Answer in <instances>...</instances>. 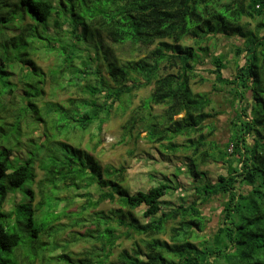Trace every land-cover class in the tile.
I'll use <instances>...</instances> for the list:
<instances>
[{
    "label": "trees",
    "instance_id": "16d2710c",
    "mask_svg": "<svg viewBox=\"0 0 264 264\" xmlns=\"http://www.w3.org/2000/svg\"><path fill=\"white\" fill-rule=\"evenodd\" d=\"M186 38L194 45L184 46ZM104 39L125 60L105 49ZM233 39L231 59L214 54L204 66L202 55ZM52 58L50 66L41 64ZM164 63L177 74L163 73ZM196 78L213 82V92H194ZM149 87L152 93L133 111L124 139L140 129L153 145L169 143L171 153L200 155L191 204L165 210L164 198L176 189L168 183L131 194L125 169L102 168L81 144L114 114L125 115L134 93ZM59 91L71 96L55 99ZM220 95L233 112L224 148L211 135ZM153 106L163 112L152 114ZM180 137L187 144H177ZM208 160L225 167L216 183L200 181ZM24 188L28 199L16 211L38 241L61 218L46 204L48 197L58 198V189L73 193L68 212L84 198L78 211L64 215L71 224L59 225L50 244L40 241L62 248L54 258L63 264H264V0H0V209ZM214 200L222 210L208 231L212 220L201 207ZM105 202L120 210L91 211ZM15 214L0 211V264H53L47 251L22 252ZM125 237L139 240L115 256ZM61 239L66 246L58 244ZM77 241L92 247L68 253Z\"/></svg>",
    "mask_w": 264,
    "mask_h": 264
},
{
    "label": "rangeland",
    "instance_id": "374dc122",
    "mask_svg": "<svg viewBox=\"0 0 264 264\" xmlns=\"http://www.w3.org/2000/svg\"><path fill=\"white\" fill-rule=\"evenodd\" d=\"M102 42L104 48L108 49L110 53L114 52L113 56H115L118 60H125L121 55V50L119 48H114L109 40L104 39ZM236 42V39H233V41L221 40V43H219L218 46H212L210 49V54L202 55L204 66L207 65L206 61H212V57L214 54L227 55L228 59H231V52ZM183 45L193 46L194 42L191 38H186L183 42ZM53 61L54 58H52L51 60L48 59L47 62H45L44 60L41 62V64L46 67L50 66ZM162 66L163 73L177 74V69L169 68L167 63H164ZM100 68L102 71H104V64ZM198 69H202V67H198ZM203 75H205V73ZM105 76H107L106 73ZM205 77L208 78L210 77V75L206 74ZM152 90L153 87H149L136 91L134 93L135 97L133 98L132 106L125 115H123L122 112L114 114L111 121L105 124L101 130L93 128L91 132L87 133L84 136L81 144L87 152L94 155L102 168H105L106 166H112L117 169H125V186L129 189L131 194H134L138 191H147L152 187L160 185V183H168L171 187L176 188L164 198V201L168 204L167 206H165V210H167L170 208L178 207L181 204H191L196 199L194 193V185L196 184L197 178L195 181L193 173L197 172L196 169L201 156L199 155L198 157L193 158L192 151L186 152L185 150L179 151L178 153H171L169 150H167L169 143L165 142L161 145H153L146 140V133L140 129L138 131H135V137L133 139H124V127L126 123L132 117L133 111L142 107L140 106V104L151 95ZM193 90L196 93H212L213 82L201 84V82H199V78H196L193 84ZM73 92L75 91H72V93ZM70 96V92L68 93L66 91H59L58 97H56L55 99L64 101ZM224 100L225 97L223 95L215 97V111L220 112V115L216 119L212 120L214 121L213 124L215 125V133L211 134V126V128L208 127L204 131L205 136H208L209 134L213 135V138L216 139L220 148H224L227 141L229 140V137L231 136L229 120L232 119L231 115L233 113L230 106H224ZM162 112L163 108L153 106L152 114L160 115ZM138 134L140 137L138 140H136ZM193 139L197 140V138ZM211 139L212 138L209 136V140ZM74 142L78 143L79 140L75 138ZM175 142L179 145L187 144L185 138L181 137L178 138ZM204 150L209 151L208 148L201 149V151ZM191 160L193 161V164H191ZM179 169L182 170L183 174H178ZM200 171L202 172L200 181L202 183L204 182V184L216 183L219 175H224L226 172L225 167L221 163H210L209 160L208 163L202 164V166L200 167ZM40 175H42V173H40ZM40 179L41 176L37 179V181H39ZM35 187L34 188L36 191L37 199L34 202L33 206L37 207L39 204L38 201L40 194L38 184ZM60 191L61 190L58 189L56 192V196L58 198L48 197L46 201L47 205L50 204V207L55 209L56 212L60 213L59 215H61V218L57 223H55L54 225L52 224L51 227H48V231L46 233L39 235L40 241L44 244H50V242L54 240L52 238V234L58 231L59 225L71 224V220H69L67 217H64V215L71 211H78L80 207L85 203L84 198L75 199L74 204L69 206L70 208L68 212V202L71 200L70 198L74 197L73 193L65 192L64 194L62 193V195L59 194ZM91 191L94 194V199L97 200L98 196L95 190L93 189ZM60 195H62V197L64 198H62ZM27 199L28 195L26 194V190L24 188L10 195L5 208L4 205L3 207H1V209L5 212L14 210V212L16 213L15 215H13L14 224L16 225L18 224V222L21 223V225L17 226V229H13V231L17 232L21 236L20 249H22V252H24L26 255L28 254L29 256H34V254H42L47 251L46 254L48 255V257L53 258L49 261H51V263L53 264H60L61 260L54 257H57L63 253L62 248H59L57 245H55L54 247H46L45 245H42L40 241L36 240V238L33 237L31 228L28 227L27 223L19 220V213H17L16 207L24 205L25 203L23 202H25V200ZM201 208H203L208 218L212 220L210 223L208 222V231L214 230L218 225L217 223L219 222L220 211L222 210L220 202L214 200L210 204H206ZM114 210H120V205L118 203L105 202L101 203L95 211L94 209H91L92 212H104L105 214H109ZM136 214L143 222L146 221L142 217V210H137ZM42 215H44L43 212L41 213V216ZM52 217L53 216L51 215V218L49 220H51ZM71 230L73 229L66 230L65 232H63V234L60 233L64 236V240H68V236L72 232ZM74 230L80 231L81 233L84 232V229L81 228H75ZM138 240L139 238H136L134 241L133 238L125 237L119 243L122 244V247H118L114 251L115 256H117L118 252H120V250H122L123 248H132L133 243ZM58 244L60 246L63 244L61 247L66 246V243H64L62 239L59 240ZM91 244L92 243H87L85 241L73 242L70 244L68 253L71 252V254L73 255L80 254L84 250L90 249L92 247ZM36 264L41 263L40 261H36Z\"/></svg>",
    "mask_w": 264,
    "mask_h": 264
},
{
    "label": "crops",
    "instance_id": "0c3cea01",
    "mask_svg": "<svg viewBox=\"0 0 264 264\" xmlns=\"http://www.w3.org/2000/svg\"><path fill=\"white\" fill-rule=\"evenodd\" d=\"M230 121H231V120H229V125H230ZM213 122H214V121H213ZM209 124H210V123H209Z\"/></svg>",
    "mask_w": 264,
    "mask_h": 264
}]
</instances>
